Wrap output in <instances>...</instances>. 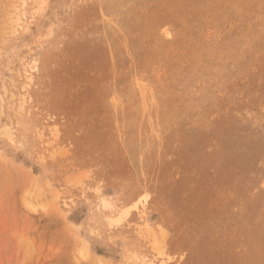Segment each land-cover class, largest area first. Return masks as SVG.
Returning a JSON list of instances; mask_svg holds the SVG:
<instances>
[{
  "label": "rangeland",
  "instance_id": "rangeland-1",
  "mask_svg": "<svg viewBox=\"0 0 264 264\" xmlns=\"http://www.w3.org/2000/svg\"><path fill=\"white\" fill-rule=\"evenodd\" d=\"M0 264H264V0H0Z\"/></svg>",
  "mask_w": 264,
  "mask_h": 264
}]
</instances>
